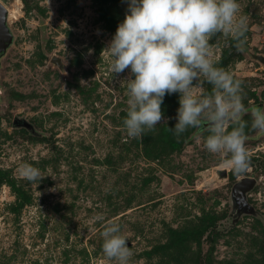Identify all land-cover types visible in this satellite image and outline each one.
Instances as JSON below:
<instances>
[{
  "label": "rangeland",
  "instance_id": "rangeland-1",
  "mask_svg": "<svg viewBox=\"0 0 264 264\" xmlns=\"http://www.w3.org/2000/svg\"><path fill=\"white\" fill-rule=\"evenodd\" d=\"M0 1L12 33L0 55V169L29 196L21 205L0 183V264H115L99 235L109 220L127 238L131 264H205L208 252V264H264V136L250 115V166L242 174L204 148L208 133L189 129L177 138L167 130L178 93L164 97L167 125L129 139L122 124L129 72L113 75L104 50L126 0ZM237 2L248 18L244 50L217 35L212 58L243 81L246 107L264 108V0ZM23 163L45 177L24 180ZM246 177L254 184L241 206L233 187ZM211 218L218 231L212 246L207 231L197 239L173 235L199 232Z\"/></svg>",
  "mask_w": 264,
  "mask_h": 264
},
{
  "label": "clouds",
  "instance_id": "clouds-1",
  "mask_svg": "<svg viewBox=\"0 0 264 264\" xmlns=\"http://www.w3.org/2000/svg\"><path fill=\"white\" fill-rule=\"evenodd\" d=\"M124 18L104 48L113 75L129 72L127 109L122 124L129 139H142L158 124H168L162 104L166 95L178 93L175 124L167 130L177 138L189 129L208 133L204 148L222 155L236 174L249 169L245 129L264 136V108L243 103V81L212 58L210 40L222 35L243 52L248 18L237 0H126ZM210 85L207 91L204 85ZM24 180L37 184L45 177L39 168L23 163ZM97 221H104L97 216ZM102 252L109 262L131 264L134 253L119 223H103Z\"/></svg>",
  "mask_w": 264,
  "mask_h": 264
},
{
  "label": "trees",
  "instance_id": "trees-1",
  "mask_svg": "<svg viewBox=\"0 0 264 264\" xmlns=\"http://www.w3.org/2000/svg\"><path fill=\"white\" fill-rule=\"evenodd\" d=\"M100 13L107 18V14H108L107 6L106 7L103 6L101 8ZM0 183L7 184L8 186L11 187V189L15 192V194L18 198V201L21 205L24 201H27V199L29 198V196L26 194V192L18 187L15 179L10 174L6 173L5 171H3L1 169H0ZM206 231H207V234H206L207 241L212 246L215 242L216 234H218V231H217L216 225H215V220L213 218H211L210 221L199 232H196L193 230H183V231H180L177 233H173V235L174 236L178 235L179 238H181V239H191V238L197 239L200 236H202ZM263 231H264V224H263ZM210 253L211 252H208L206 257H205V264H208Z\"/></svg>",
  "mask_w": 264,
  "mask_h": 264
},
{
  "label": "water",
  "instance_id": "water-1",
  "mask_svg": "<svg viewBox=\"0 0 264 264\" xmlns=\"http://www.w3.org/2000/svg\"><path fill=\"white\" fill-rule=\"evenodd\" d=\"M7 18H8V9L2 4L0 1V55L4 54L8 48V46L12 42V33L10 32V29L7 24ZM263 59V58H260ZM53 62L58 63V58L53 57ZM16 124H23L26 125L24 120H18L15 119L13 122ZM220 174L225 175L226 171L223 170ZM254 184V179L246 177L238 181L234 187H233V193L239 194V200L241 202V206L247 205V201L245 199L246 191L249 190ZM240 209V208H239ZM246 212L252 213L254 211V208L252 206H249L248 209L245 210Z\"/></svg>",
  "mask_w": 264,
  "mask_h": 264
}]
</instances>
